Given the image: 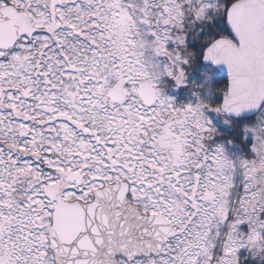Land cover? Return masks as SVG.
<instances>
[{"label":"snow or ice","instance_id":"6c2138e0","mask_svg":"<svg viewBox=\"0 0 264 264\" xmlns=\"http://www.w3.org/2000/svg\"><path fill=\"white\" fill-rule=\"evenodd\" d=\"M0 264H264V0H0Z\"/></svg>","mask_w":264,"mask_h":264},{"label":"trees","instance_id":"16d2710c","mask_svg":"<svg viewBox=\"0 0 264 264\" xmlns=\"http://www.w3.org/2000/svg\"><path fill=\"white\" fill-rule=\"evenodd\" d=\"M215 79H216V82H217V85L219 86L220 84H222L223 82H224V80L226 79V77H225V75L221 72V71H219L217 68L215 69ZM186 96H178L177 98L178 99H184ZM218 126L220 127V130L222 131V132H225V131H227V129L226 128H224L222 125H219V123H218ZM231 149H233L234 150V147L233 146H231Z\"/></svg>","mask_w":264,"mask_h":264},{"label":"rangeland","instance_id":"374dc122","mask_svg":"<svg viewBox=\"0 0 264 264\" xmlns=\"http://www.w3.org/2000/svg\"><path fill=\"white\" fill-rule=\"evenodd\" d=\"M193 78H195L194 76H191V77H189V79H193ZM169 94L170 95H172L176 100H177V102H181L183 99H178L177 97L178 96H187L188 95V90L187 89H185V88H182V89H174V90H170L169 91ZM219 123V121H217V124ZM229 150L230 151H234V150H236L235 148H234V150L233 149H231V146H229Z\"/></svg>","mask_w":264,"mask_h":264},{"label":"water","instance_id":"95a60500","mask_svg":"<svg viewBox=\"0 0 264 264\" xmlns=\"http://www.w3.org/2000/svg\"><path fill=\"white\" fill-rule=\"evenodd\" d=\"M217 69H218L219 71H221V72L225 75V77H226L225 70L223 69L222 66H218Z\"/></svg>","mask_w":264,"mask_h":264}]
</instances>
